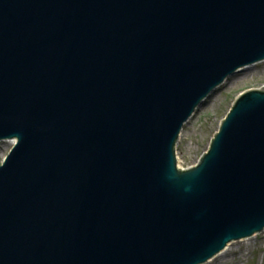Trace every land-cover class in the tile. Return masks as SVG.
Here are the masks:
<instances>
[{
	"label": "water",
	"instance_id": "obj_1",
	"mask_svg": "<svg viewBox=\"0 0 264 264\" xmlns=\"http://www.w3.org/2000/svg\"><path fill=\"white\" fill-rule=\"evenodd\" d=\"M262 62L264 0H0V264H206L263 233L264 89L176 157Z\"/></svg>",
	"mask_w": 264,
	"mask_h": 264
},
{
	"label": "rangeland",
	"instance_id": "obj_2",
	"mask_svg": "<svg viewBox=\"0 0 264 264\" xmlns=\"http://www.w3.org/2000/svg\"><path fill=\"white\" fill-rule=\"evenodd\" d=\"M260 89H264V62L240 71L215 90L184 126L176 146L178 167L187 170L196 166L239 96ZM14 145L15 141L0 142V166ZM229 247L230 253L222 255ZM228 248L219 255L222 257L217 256L206 264H264V232L234 242Z\"/></svg>",
	"mask_w": 264,
	"mask_h": 264
},
{
	"label": "bare ground",
	"instance_id": "obj_3",
	"mask_svg": "<svg viewBox=\"0 0 264 264\" xmlns=\"http://www.w3.org/2000/svg\"><path fill=\"white\" fill-rule=\"evenodd\" d=\"M248 69V68H247ZM246 70V69H245ZM245 70H243V71H245ZM232 252V251H231ZM228 253H230V247L222 254V255H227ZM222 255L221 256H219L218 258H220V257H222Z\"/></svg>",
	"mask_w": 264,
	"mask_h": 264
}]
</instances>
